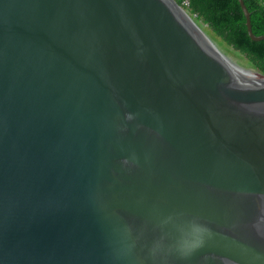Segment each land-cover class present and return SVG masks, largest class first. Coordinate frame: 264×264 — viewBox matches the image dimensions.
I'll use <instances>...</instances> for the list:
<instances>
[{
  "label": "water",
  "instance_id": "95a60500",
  "mask_svg": "<svg viewBox=\"0 0 264 264\" xmlns=\"http://www.w3.org/2000/svg\"><path fill=\"white\" fill-rule=\"evenodd\" d=\"M216 47L173 0H0V264H264V76Z\"/></svg>",
  "mask_w": 264,
  "mask_h": 264
},
{
  "label": "trees",
  "instance_id": "16d2710c",
  "mask_svg": "<svg viewBox=\"0 0 264 264\" xmlns=\"http://www.w3.org/2000/svg\"><path fill=\"white\" fill-rule=\"evenodd\" d=\"M173 1L198 26V23L206 25L210 38L218 47L231 49V54L242 66L264 76V40L255 42L249 38L237 0H188V7L182 6L183 0ZM243 3L250 14L252 33L264 35V0H243Z\"/></svg>",
  "mask_w": 264,
  "mask_h": 264
},
{
  "label": "rangeland",
  "instance_id": "374dc122",
  "mask_svg": "<svg viewBox=\"0 0 264 264\" xmlns=\"http://www.w3.org/2000/svg\"><path fill=\"white\" fill-rule=\"evenodd\" d=\"M196 23V22H195ZM199 24V27L202 29V31L210 38V36H209V33H208V29H207V27H206V25H204V24H200V23H198ZM211 39V38H210ZM212 40V39H211ZM213 41V40H212ZM214 42V41H213ZM215 44H216V46L218 47V45H217V43L216 42H214ZM219 48V50H221L225 55H227V56H229V57H231L235 62H237L239 65H241L240 63H239V60H238V58L236 57V56H234L233 54H231V49H229V48H220V47H218ZM226 50V51H225ZM228 52V53H227ZM242 66V65H241ZM244 67V66H243Z\"/></svg>",
  "mask_w": 264,
  "mask_h": 264
},
{
  "label": "bare ground",
  "instance_id": "6f19581e",
  "mask_svg": "<svg viewBox=\"0 0 264 264\" xmlns=\"http://www.w3.org/2000/svg\"><path fill=\"white\" fill-rule=\"evenodd\" d=\"M217 48V47H216ZM219 50V49H218ZM226 58H228L237 68H244L243 66L239 65L237 62H235L231 57L225 55L221 50H219Z\"/></svg>",
  "mask_w": 264,
  "mask_h": 264
},
{
  "label": "built area",
  "instance_id": "2783aa9c",
  "mask_svg": "<svg viewBox=\"0 0 264 264\" xmlns=\"http://www.w3.org/2000/svg\"><path fill=\"white\" fill-rule=\"evenodd\" d=\"M182 6L188 7L189 6L188 0H183L182 1Z\"/></svg>",
  "mask_w": 264,
  "mask_h": 264
}]
</instances>
